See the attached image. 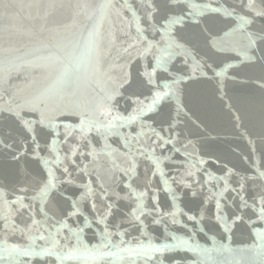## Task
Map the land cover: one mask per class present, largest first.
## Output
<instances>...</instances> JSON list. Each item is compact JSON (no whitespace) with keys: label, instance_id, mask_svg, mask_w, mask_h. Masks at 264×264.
<instances>
[{"label":"snow or ice","instance_id":"6c2138e0","mask_svg":"<svg viewBox=\"0 0 264 264\" xmlns=\"http://www.w3.org/2000/svg\"><path fill=\"white\" fill-rule=\"evenodd\" d=\"M0 264H264V0H0Z\"/></svg>","mask_w":264,"mask_h":264},{"label":"water","instance_id":"95a60500","mask_svg":"<svg viewBox=\"0 0 264 264\" xmlns=\"http://www.w3.org/2000/svg\"><path fill=\"white\" fill-rule=\"evenodd\" d=\"M190 198V197H189ZM207 223V222H206Z\"/></svg>","mask_w":264,"mask_h":264}]
</instances>
